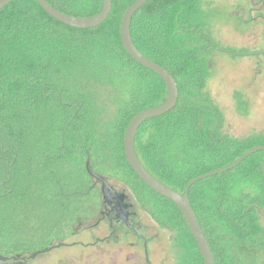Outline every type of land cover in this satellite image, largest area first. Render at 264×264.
I'll list each match as a JSON object with an SVG mask.
<instances>
[{
  "label": "trees",
  "instance_id": "trees-1",
  "mask_svg": "<svg viewBox=\"0 0 264 264\" xmlns=\"http://www.w3.org/2000/svg\"><path fill=\"white\" fill-rule=\"evenodd\" d=\"M134 1L112 0L108 20L87 30L59 23L35 0H15L0 12V257L6 259L0 264H25L82 225H99L105 202L89 159L94 173L123 184L138 208L172 233L176 264H205L180 208L149 188L125 156L131 120L167 95L161 77L123 47L120 25ZM48 2L78 17L102 8V0ZM206 25L199 0H150L131 25L136 48L179 88L176 107L141 126L136 152L154 177L179 192L264 146V135L238 140L223 130L224 115L206 89L213 42ZM234 99L247 114L243 94ZM263 160L259 151L190 189L216 264H264ZM18 201L24 207L5 214ZM22 220L31 221L28 230Z\"/></svg>",
  "mask_w": 264,
  "mask_h": 264
},
{
  "label": "rangeland",
  "instance_id": "rangeland-1",
  "mask_svg": "<svg viewBox=\"0 0 264 264\" xmlns=\"http://www.w3.org/2000/svg\"><path fill=\"white\" fill-rule=\"evenodd\" d=\"M199 1L207 22L204 34L213 41L206 61L210 72L206 89L224 115L223 130L238 140L264 135V0ZM236 92L249 103L247 114L237 111ZM110 185L125 193L133 206L132 224L149 240L150 262L176 264L172 233L140 210L123 184L111 181ZM21 203L7 205L5 214L8 207L22 209ZM30 223L22 220L20 226L28 230ZM25 264L148 263L143 241L123 223L111 226L106 218L99 225H82L68 240L55 241L51 250Z\"/></svg>",
  "mask_w": 264,
  "mask_h": 264
},
{
  "label": "water",
  "instance_id": "water-1",
  "mask_svg": "<svg viewBox=\"0 0 264 264\" xmlns=\"http://www.w3.org/2000/svg\"><path fill=\"white\" fill-rule=\"evenodd\" d=\"M13 1L15 0H0V12L5 7L10 5ZM35 1L50 17H52L59 23L80 30L93 29L101 26L103 23H105L108 20L113 9L112 0H102V8L98 13L92 16L78 17V16L66 14L56 9L52 4L48 2V0H35ZM149 1L150 0H135L128 7L121 21L120 36L123 47L128 53V55L136 63L152 71L159 77H161V79L164 81L166 85L167 95L163 103L141 111L131 120L124 135L123 143H124L125 156L131 169L149 188H151L157 194L169 199L180 208L194 238L196 239V242L199 246L205 264H216L213 252L206 238V235L199 224L198 218L194 210L192 209L189 198L190 189L196 182L200 180L206 179L208 177L220 175L233 170L235 167L240 165L252 154L257 153L259 151H264V146H259L251 149L250 151L245 153L242 157H240L237 161H235L233 164L227 167L194 178L188 183L184 192L176 191L173 188L162 183L144 167V165L142 164V162L138 157L135 148V140L139 129L148 120L164 116L170 111H172L176 107L179 100V88L173 75L163 66L151 60L150 58L145 56L142 52H140L136 48L132 40L131 25L133 18L135 14ZM87 168L89 174L101 184V191L104 197V202L111 204L112 196H113L117 200V204L122 211L121 219L123 220L125 226L128 229L134 230L138 233V230L134 226H132L130 222V215L128 213L129 206L128 204L125 203V200L127 199V195L125 193L118 192L114 187L110 185V183L106 180V178L94 173L90 167V159L87 162ZM262 172L264 174V160L262 163ZM144 240H145L144 248H145L146 262L148 264H152L149 258L148 240L146 238ZM35 256L37 255H33L30 258H34ZM0 260H6V259L0 257Z\"/></svg>",
  "mask_w": 264,
  "mask_h": 264
},
{
  "label": "flooded vegetation",
  "instance_id": "flooded-vegetation-1",
  "mask_svg": "<svg viewBox=\"0 0 264 264\" xmlns=\"http://www.w3.org/2000/svg\"><path fill=\"white\" fill-rule=\"evenodd\" d=\"M111 202H112L111 204L105 203V211L103 213L104 214V219H106V218L108 219L109 218L111 226H112V224L114 222L123 223L124 224L123 220L121 219L122 211H121V209L119 208V206L117 204V200L113 196H112V201ZM125 203L128 204V206H129L128 207V213L130 215V222L132 224L133 218L136 216V213L133 212V206L128 202V198L125 200ZM132 226H134V225L132 224ZM135 228L138 230V233L136 231H134V230H132V231L144 243V241H145L144 239L146 237L143 234H141L139 228H137V227H135ZM146 239L148 240V238H146ZM148 244H149V240H148Z\"/></svg>",
  "mask_w": 264,
  "mask_h": 264
}]
</instances>
